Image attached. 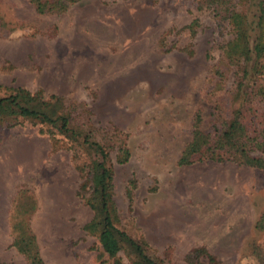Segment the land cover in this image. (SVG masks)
<instances>
[{
    "label": "rangeland",
    "instance_id": "obj_1",
    "mask_svg": "<svg viewBox=\"0 0 264 264\" xmlns=\"http://www.w3.org/2000/svg\"><path fill=\"white\" fill-rule=\"evenodd\" d=\"M206 4L78 0L62 14L37 15L26 0H0V86L60 96L72 125L126 146L127 163L114 166L116 226L146 243L157 264H192L186 257L197 247L216 264H264V169L176 163L193 114L201 109L202 129L212 133L211 107L227 102L213 68L227 36ZM48 130L0 125V264H27L9 230L23 189L34 200L29 228L44 264H131L122 252L108 259L84 231L91 212L80 161ZM252 130L264 138L261 120Z\"/></svg>",
    "mask_w": 264,
    "mask_h": 264
},
{
    "label": "trees",
    "instance_id": "obj_2",
    "mask_svg": "<svg viewBox=\"0 0 264 264\" xmlns=\"http://www.w3.org/2000/svg\"><path fill=\"white\" fill-rule=\"evenodd\" d=\"M26 1L37 15H43L62 14L78 0ZM205 7L214 12L227 36L220 46V61L213 67L218 90L226 94L227 102L218 100L211 107L212 133L202 129L201 109L193 114L190 139L176 163L183 167L203 161H229L264 169V158L254 154L264 151V138L250 136V129L254 131L260 120L264 124V0H207ZM193 25L186 28L189 35L194 33ZM0 90L4 92L0 96V125L11 127L28 122L45 126L52 141L59 139L54 136L65 140L72 158L80 161L79 191L91 212V219L83 229L96 238L101 252L111 260L122 252L131 264H157L149 256L146 243L135 241L116 226L113 174L115 165L128 161L126 146L100 143L86 127L72 125L71 112L60 96H45L41 91L30 93L19 87L5 89L0 86ZM133 188L134 182L130 181L126 190L128 203ZM34 210L31 193L18 190L9 222L10 245L27 264H44L29 228ZM186 258L192 264H216L215 258L203 247L192 249Z\"/></svg>",
    "mask_w": 264,
    "mask_h": 264
}]
</instances>
